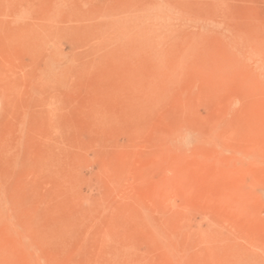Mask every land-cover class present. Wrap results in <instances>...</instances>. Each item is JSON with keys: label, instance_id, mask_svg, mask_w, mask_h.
<instances>
[{"label": "rangeland", "instance_id": "1", "mask_svg": "<svg viewBox=\"0 0 264 264\" xmlns=\"http://www.w3.org/2000/svg\"><path fill=\"white\" fill-rule=\"evenodd\" d=\"M0 264H264V0H0Z\"/></svg>", "mask_w": 264, "mask_h": 264}, {"label": "bare ground", "instance_id": "2", "mask_svg": "<svg viewBox=\"0 0 264 264\" xmlns=\"http://www.w3.org/2000/svg\"><path fill=\"white\" fill-rule=\"evenodd\" d=\"M183 142H186V139H184Z\"/></svg>", "mask_w": 264, "mask_h": 264}]
</instances>
